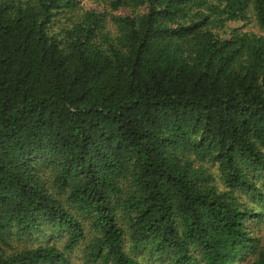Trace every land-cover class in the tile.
<instances>
[{
	"label": "trees",
	"instance_id": "16d2710c",
	"mask_svg": "<svg viewBox=\"0 0 264 264\" xmlns=\"http://www.w3.org/2000/svg\"><path fill=\"white\" fill-rule=\"evenodd\" d=\"M108 6L0 0V264H264V0Z\"/></svg>",
	"mask_w": 264,
	"mask_h": 264
},
{
	"label": "rangeland",
	"instance_id": "374dc122",
	"mask_svg": "<svg viewBox=\"0 0 264 264\" xmlns=\"http://www.w3.org/2000/svg\"><path fill=\"white\" fill-rule=\"evenodd\" d=\"M80 1V5L83 7L84 10H91V9H95V10H98V11H106L109 15L110 14H113V15H129V12L128 10H119L118 12H115V11H111L109 6H108V0H79ZM112 21L109 19V22H108V26L110 28V30L112 32H116V27L112 25L111 23ZM232 27H237L238 24L236 25H231ZM245 31H250V32H253V33H260L262 35H264V32H261L255 25V23H251L250 25L246 26L245 28ZM260 229L264 230V221L262 222L261 226H260ZM64 241V238H62L59 242H63ZM11 243L14 244V245H25L26 247H31V245L33 244H29L25 241H16V239L12 238L11 239ZM59 245H62V244H59ZM83 250H84V245L82 244H79L75 250H73L70 255H68V259H69V262L70 264H83L84 262V257H83ZM138 259L143 262L144 264H160L159 261L160 260H156V261H153L151 258L149 257H144L143 255L140 256L138 255ZM246 264V263H245Z\"/></svg>",
	"mask_w": 264,
	"mask_h": 264
}]
</instances>
